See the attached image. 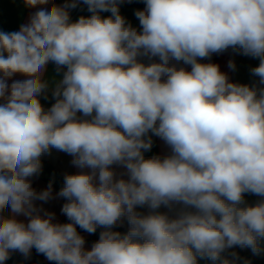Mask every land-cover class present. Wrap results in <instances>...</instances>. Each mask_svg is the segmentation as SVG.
Here are the masks:
<instances>
[{"label":"clouds","instance_id":"9594fccd","mask_svg":"<svg viewBox=\"0 0 264 264\" xmlns=\"http://www.w3.org/2000/svg\"><path fill=\"white\" fill-rule=\"evenodd\" d=\"M123 2L23 0L37 9L28 22L0 30V264L33 248L55 264H240L233 247L264 251V0H143L139 30ZM80 5L90 15L73 21ZM229 50L259 60L255 82L200 62ZM49 63L59 78L45 79ZM152 136L170 153L146 159ZM53 148L81 170L55 195L32 181ZM56 198L67 223L43 208ZM121 218L125 234L112 230ZM77 226L104 230L86 249Z\"/></svg>","mask_w":264,"mask_h":264},{"label":"crops","instance_id":"0c3cea01","mask_svg":"<svg viewBox=\"0 0 264 264\" xmlns=\"http://www.w3.org/2000/svg\"><path fill=\"white\" fill-rule=\"evenodd\" d=\"M126 2H130L133 0H124ZM65 2V0H52V3H55L57 5H62ZM47 7H51V4H49ZM144 7H120L121 14L126 18L128 22L132 24L133 27H136L138 30L140 28L139 21L135 17L134 13L136 10H143ZM37 9L34 8H27L25 7L23 0H0V30L5 32H12V31H18L20 26L22 24H26L28 22V18L30 14ZM74 9L70 10V14L73 12ZM81 15L88 16L90 13L87 11L86 6L81 9V11L72 18L73 21L78 19ZM103 16H108L110 13H102ZM234 60L236 64L235 71H232L228 68L227 64L229 60ZM141 62L149 63L147 57H141ZM158 62V58L153 59ZM201 63H215L220 66V70L224 73H226L232 82H237L241 84H252L255 82L258 78L253 77L250 73V69L253 67H256L259 65V60L254 59L251 57L243 56V55H237L234 54L231 50L226 51L222 54H213L210 58H205L200 61ZM180 66L185 67L187 70L190 69V65H183ZM53 77L59 78L57 76V73L55 71V65L52 63H49L47 66V71L45 73V79L51 80ZM13 79H23V77L17 75L13 77ZM11 83V81H9ZM40 102L43 105L45 109H48L51 107L52 103L55 101L52 99L51 94H49L48 99H44L43 96L40 98ZM153 139V146L150 151H147L144 153L145 158H151L153 156L159 155L163 157L164 155H167L170 153V149L168 146L159 138L156 136H152ZM41 161H46L50 163L55 169L59 171V173L65 177L66 174H77L81 170L75 167L71 161L73 159L72 156L68 155L65 152L58 151L56 149H51L50 153H46L41 156ZM117 174V177L119 178L120 174L123 173L125 170L122 167L119 166H112ZM83 171H89L88 169H85ZM125 179H127V176H124ZM33 187L35 189L42 190L47 187L49 184L47 181L33 177ZM53 187V194L55 195L58 191L57 189L52 185ZM260 197L246 193L245 194V201L248 205H254ZM42 202H37V204H41ZM63 205L62 198H56L53 199L47 203H43V208L47 209L48 211L55 213V222L63 223V221L67 218L61 213V207ZM179 207V206H177ZM137 212L147 214L148 209L146 207L141 208L137 207ZM161 212H168L169 210L167 208L161 207L159 209ZM20 220H25L23 216L17 217ZM127 224V228L129 229V224L127 222L126 218H121L120 221L117 222L116 225L118 226H124ZM84 237H88L87 234H84ZM93 243L85 242V248L90 249L91 245ZM261 248L264 249V241H261ZM237 249H240L244 252L249 253L252 255L255 259L264 261V251H261L259 255H254L250 248H240L239 246H235L229 251L235 252ZM33 249H31L32 253ZM31 264H55V262L48 261L46 258L39 262H31ZM207 264H211V262H208Z\"/></svg>","mask_w":264,"mask_h":264},{"label":"trees","instance_id":"16d2710c","mask_svg":"<svg viewBox=\"0 0 264 264\" xmlns=\"http://www.w3.org/2000/svg\"><path fill=\"white\" fill-rule=\"evenodd\" d=\"M85 7L84 5H80L78 8L74 9L73 12L70 14L71 19L73 17H75L80 11L81 9ZM120 7H145V3L143 2V0H133L130 2H126L124 1ZM156 59V58H153ZM41 165H42V171L39 174V176H37V178L43 179L45 181H47L48 183L51 181L52 185L57 189V191L59 192V190L64 186V177L59 173V171L57 169H55L50 163L46 162V161H41ZM63 203H65V199L62 198ZM69 222L67 220V218L63 221V223H67ZM104 229L102 227H98L97 231L93 234H89L85 231H83L82 229L79 228V226H77V231L84 236V234H87L88 237H84L85 238V242H89V243H93L95 241H97L99 239V234L101 231H103ZM113 231H117L120 232L121 234H125L129 229L127 228V224H125L124 226H118L115 225L112 228ZM235 253L238 254V256L240 257V264H243L244 260H248L251 262V264H264V261H260L255 259L252 255H250L247 252H244L240 249H237L235 251ZM45 258V256L43 254H38L36 249L33 248L32 253L30 254V257L25 259L19 252H13L10 256V258L5 262V264H31V262H39L41 260H43ZM208 262H211L210 260L207 259H200L198 258V264H207Z\"/></svg>","mask_w":264,"mask_h":264}]
</instances>
